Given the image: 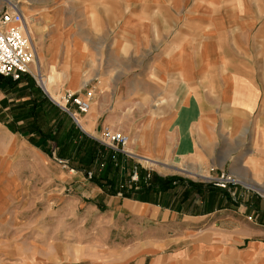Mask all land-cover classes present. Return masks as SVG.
I'll use <instances>...</instances> for the list:
<instances>
[{"label": "crops", "instance_id": "crops-1", "mask_svg": "<svg viewBox=\"0 0 264 264\" xmlns=\"http://www.w3.org/2000/svg\"><path fill=\"white\" fill-rule=\"evenodd\" d=\"M17 3L20 5V2ZM29 10L32 15L38 12ZM244 12L228 17V53L238 54V57L227 58L228 76L221 80L220 115L211 104L213 94L208 88L211 83L197 78L196 64L190 66L191 60H197L198 45L212 48L214 40L209 35L199 37L195 31L157 33V37L163 40L157 42L156 55L141 62L137 59L139 55L136 51L150 45V35L142 33L128 36L125 40L127 49L119 55L121 64L115 65L114 60L97 63V88L94 87L97 95L93 96L87 114H74L77 121L53 102L57 99L59 101L56 102L62 104V95L52 89L56 82L67 80V87L76 93L77 82L74 76L55 71L52 63L50 74L45 77L42 71L45 57L34 40L40 72L48 82L49 90L46 91L30 75L23 76L18 82L0 77V102L3 100L0 116L3 117L4 125H10L14 131L10 136L6 133L4 135L13 139L14 134L24 135L26 139L31 137L38 147L48 148L53 155L57 152L60 160L70 166L71 162L66 158L81 151L82 155H88L85 150L93 146L95 138L105 128H115L114 123L119 116L116 110L113 115L116 121H111L110 115L108 119L105 118L109 99L112 101L114 98L111 93L105 94L106 91L99 89V79H103V84L109 87H113L120 76L126 81V128L122 133L129 139L126 151L130 155H120L124 165H137L161 177L176 176V173L190 177H209L201 167L183 168V161L204 158L209 165H214V153L218 148L213 134L204 133L197 125L191 127L190 124V136L184 138L179 129L181 119L186 117L190 121L201 116L209 119V124L213 118L222 119L223 158L220 166L223 172L235 180V186L221 194L216 192L213 201L209 199L214 190H205L200 197L182 187H177L172 194L147 195L151 199L156 198L157 202L150 199H127L120 194L109 196L97 188V255L63 257L60 264H145L152 257L153 263L157 264L212 261L218 264L236 261L238 264H251L252 261L253 264H263L264 80L253 76V68L243 55L264 52V10L256 5L253 10L246 9ZM123 42L119 41V44ZM117 44L115 41L114 45ZM186 51L190 53L187 56L184 54ZM49 54L52 55L53 50ZM114 70L115 73L118 71V77L112 75ZM88 83V80L85 81L82 87ZM39 90L41 92L38 94ZM51 94H54L55 99ZM28 101L41 105L50 103V106L56 108L41 113L42 127L38 130L34 127L39 123L37 116L27 112L33 106H27L26 114L19 106ZM199 101L206 102L200 103V109ZM154 102L158 104L154 105ZM109 108L112 109V105ZM249 118H254V124L250 127L252 136L249 145L243 148V143L247 142L246 122ZM193 132L195 137L191 135ZM110 154L97 141V163L106 162L104 159ZM153 163L164 170L153 169ZM69 173L79 172L70 168ZM123 225L127 229L128 241L125 244L126 251L119 253L111 242L112 231ZM151 226L161 234L157 243L152 245L149 243ZM190 232L193 237L188 236ZM241 243L245 247L239 249ZM33 245L30 244L31 247ZM34 248L31 251L35 252L37 246Z\"/></svg>", "mask_w": 264, "mask_h": 264}, {"label": "rangeland", "instance_id": "rangeland-1", "mask_svg": "<svg viewBox=\"0 0 264 264\" xmlns=\"http://www.w3.org/2000/svg\"><path fill=\"white\" fill-rule=\"evenodd\" d=\"M10 1L21 2V8L26 9L27 15L30 16L33 40L45 57L42 67L43 75L46 77L50 74L49 67L53 63L55 71L74 76L77 82L75 94L81 98H84L88 91H92L93 96L97 95V91L94 90V87L97 88V63L114 60L115 65L121 64L119 55L127 49L125 40L128 36L142 35V33L150 35V45L136 51L139 55L137 59L141 62L156 55L157 42L160 43L163 40L157 37L159 32L183 30L195 31L199 37L209 35V38L214 40V46L211 48L199 44L197 60H191L190 66L193 67L196 64L197 78L206 79L211 83L208 87L213 94L211 104L215 110H218L219 115L221 80L228 76L227 58L228 56L231 59L233 56L238 57V54L228 53V17L244 14L246 9L253 10L256 5L264 10V0ZM5 4L8 2L0 0V7ZM29 9L38 10V12L32 15ZM115 41L118 43L117 46L114 45ZM119 41L124 42L119 44ZM51 50H53L52 55L49 54ZM186 52H183L186 56L190 54L189 51ZM243 56L253 68V76L264 80V52L248 53ZM30 71L32 74L28 75L38 81L36 73ZM107 72L111 73V71ZM122 72L121 69L120 73ZM116 73L114 70L112 75L118 77ZM109 74L107 76L111 77ZM87 80L89 83L83 88L82 84ZM99 82H101L99 89L106 91L105 94L111 93L114 98L112 101L109 99L105 118L108 119L110 115L112 116L110 120L116 121L113 115L117 110L119 116L114 123L115 128L111 130L124 133L127 110L126 81L120 76L113 87L105 86L103 79H99ZM67 85L68 81L62 80L53 84L52 89L64 97L66 92L73 93ZM40 92L39 90L37 93ZM31 101L19 106L24 112L26 108H29L27 106H33L36 109L35 111L31 107L27 112L37 116L39 123L34 127L38 130L42 127L41 113L56 108L50 106V103L46 105L36 103V105ZM2 102L3 100L0 104ZM53 102L61 108L56 101L53 100ZM201 102L206 104L205 101H199L198 109L201 108ZM110 105L112 109L109 108ZM69 108L73 114L81 115L75 106L69 105ZM1 112L2 109H0ZM181 120L182 125L179 129L182 137L190 136V124H192L191 127L197 125V128L202 129L204 133L213 134L218 148L214 153V165H209L204 158H194L193 160L184 159L183 168L185 166L201 167L210 177H217L221 173L227 174L221 170L220 166L223 158L222 119L213 118L210 124L209 119L201 116L190 121L186 117ZM253 121L254 118H249L246 122L248 135L243 148L249 145L252 136L250 127L254 124ZM12 132L14 133L13 127L5 126L3 117L0 116V264H60L63 257H95L97 255V188L102 191L98 182L106 176L107 163L103 161L97 163L95 157L89 164L91 160L88 155L78 152L79 155L74 154L71 158H66L68 162H71L70 166L67 162L60 160L57 152L53 155L48 148L38 147L31 137L26 139L24 135L14 134L15 139H13L6 136ZM100 135L101 132L98 137ZM191 135L196 136L195 132ZM151 167L158 171L164 170L155 163ZM68 168L75 169L79 173L71 174ZM129 169L128 164L124 165L120 183L127 184ZM85 172L92 173L96 180H90L85 176ZM175 175L196 183H207L206 180H208L179 173ZM126 232L124 225L112 231L111 242L119 253L126 251L125 244L128 241ZM172 234L175 235V232ZM160 236L159 231L151 226L149 243L156 244ZM188 236L194 235L190 232ZM30 244H34L33 247ZM245 245L242 244L239 249L244 248ZM36 246L35 252L31 251ZM253 263L252 261L251 264ZM123 264L132 263L123 262ZM145 264L157 263H153L152 257ZM192 264L218 263L212 261ZM229 264H238V262Z\"/></svg>", "mask_w": 264, "mask_h": 264}, {"label": "built area", "instance_id": "built-area-1", "mask_svg": "<svg viewBox=\"0 0 264 264\" xmlns=\"http://www.w3.org/2000/svg\"><path fill=\"white\" fill-rule=\"evenodd\" d=\"M36 58L37 51L19 5L11 3L3 5L0 7V77L14 82L20 81L23 76L32 74L30 67ZM92 98V91H88L84 98L75 93L66 92L63 97L64 105L58 104L64 111L72 114L77 121L69 105L75 106L80 114H87L91 108ZM95 140L111 153L112 161H116L120 154L130 155L126 151L129 139L122 132L105 128L100 137ZM87 177L91 179L92 173H87ZM205 179H208L207 183L222 190H230L236 184L230 175L224 173L217 177L209 175V178ZM137 180L138 175L134 168L131 181L137 182Z\"/></svg>", "mask_w": 264, "mask_h": 264}, {"label": "trees", "instance_id": "trees-1", "mask_svg": "<svg viewBox=\"0 0 264 264\" xmlns=\"http://www.w3.org/2000/svg\"><path fill=\"white\" fill-rule=\"evenodd\" d=\"M63 110L62 108H60ZM33 110L36 111L35 108ZM64 111V110H63ZM66 112V111H65ZM103 148V146H101ZM83 153V151H81ZM85 153L88 154L91 162L97 159V141L93 143L92 147H89L85 150ZM122 155V154H120ZM118 155L116 161H112L110 156L104 159L107 163V169L105 171V177L102 178L98 183L101 185L102 191L107 195L116 196L120 194L123 198L127 199H140V200H154L157 202V199H151L147 195L162 196L165 194H172L177 187L187 188L186 190L193 191L198 194L200 197L204 195L205 190H214V194L211 195L210 201H213L216 197V192L220 194L225 192V190L219 189L212 184L207 183H196L191 180H186L180 176H168L161 177L157 173L152 171H147L140 166L134 165L130 166V174L127 178V184L120 183V176L122 170H124V164ZM134 168L136 169L138 180L137 182L131 181V176ZM113 172V174H111ZM90 180H96L94 175ZM184 189V190H185ZM188 192V191H187Z\"/></svg>", "mask_w": 264, "mask_h": 264}, {"label": "bare ground", "instance_id": "bare-ground-1", "mask_svg": "<svg viewBox=\"0 0 264 264\" xmlns=\"http://www.w3.org/2000/svg\"><path fill=\"white\" fill-rule=\"evenodd\" d=\"M6 2H8V3H11V4H17V5H19V3H17V2H11L10 0H5ZM21 3V2H20ZM19 8H20V10L22 11V13H23V16H24V18H25V20H26V22H27V26H28V30H29V32H30V34H32V27H31V25H30V22H29V18H30V16L29 15H27V13H26V9H23V7L21 8V5H19ZM33 43H35V42H33ZM34 46L36 47V45L34 44ZM39 57H38V55H37V58H36V60H35V62L31 65V70L34 72V73H37V79H38V81H39V83L41 84V86L46 90V91H48L49 90V85H48V82L45 80V78L41 75V72H40V68H41V66L39 65ZM51 96L54 98V94H51ZM55 99V98H54ZM56 101H59V100H57V99H55ZM61 102H62V104H64V100H63V97H62V99H61ZM201 178H207V177H201Z\"/></svg>", "mask_w": 264, "mask_h": 264}, {"label": "water", "instance_id": "water-1", "mask_svg": "<svg viewBox=\"0 0 264 264\" xmlns=\"http://www.w3.org/2000/svg\"><path fill=\"white\" fill-rule=\"evenodd\" d=\"M72 116V114H70Z\"/></svg>", "mask_w": 264, "mask_h": 264}]
</instances>
